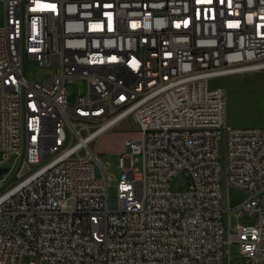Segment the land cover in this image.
<instances>
[{"label":"built area","instance_id":"built-area-1","mask_svg":"<svg viewBox=\"0 0 264 264\" xmlns=\"http://www.w3.org/2000/svg\"><path fill=\"white\" fill-rule=\"evenodd\" d=\"M2 10L0 166L11 167L0 264H264V127L225 124L211 83L264 74V0H0ZM28 63L47 74L30 78ZM128 120L138 133L118 160L112 209L97 144ZM225 187L245 200L225 208ZM233 211L258 219L231 235Z\"/></svg>","mask_w":264,"mask_h":264},{"label":"rangeland","instance_id":"rangeland-1","mask_svg":"<svg viewBox=\"0 0 264 264\" xmlns=\"http://www.w3.org/2000/svg\"><path fill=\"white\" fill-rule=\"evenodd\" d=\"M0 23L3 20V10L0 15ZM26 73L30 78L41 79L47 72L35 68L31 63L26 65ZM241 78L224 77L213 80V86L221 87L225 94L224 122L233 127H264V74L252 73ZM85 83L79 82L68 86L70 100H73L78 91L85 90ZM137 127L133 120L122 123L116 130L108 132L99 140L97 151L100 154L102 164L107 168L108 174L113 178L110 186V206L114 209L117 205V184L121 171L118 167V160L122 153H130V148L125 145L127 139L137 137ZM13 161L15 156H12ZM10 158V159H11ZM3 161L0 152V162ZM11 162V161H10ZM136 168H141V157L135 156ZM11 167V166H10ZM18 167V166H17ZM16 169V168H15ZM14 169V171H15ZM8 172V171H7ZM0 174V178L7 173ZM188 173H183L173 182L175 191H183L188 183ZM245 195L241 192L230 191L224 188L223 204L227 208L229 205L238 206ZM258 219L256 214H250L247 211L225 212L224 224L230 227V234H235L237 224H255ZM239 255V246L233 244L231 248V257L236 259ZM32 258L25 257L24 264H29ZM228 262V255L225 257V264Z\"/></svg>","mask_w":264,"mask_h":264},{"label":"water","instance_id":"water-1","mask_svg":"<svg viewBox=\"0 0 264 264\" xmlns=\"http://www.w3.org/2000/svg\"><path fill=\"white\" fill-rule=\"evenodd\" d=\"M10 161L14 162L13 158H11ZM19 169H20V165L18 166V168H17V170L15 172V175L13 176V178L11 179L10 182L16 181V179H17L16 174L19 171ZM9 170H10V165L9 164H5V165L0 166V174L3 173V172H7Z\"/></svg>","mask_w":264,"mask_h":264},{"label":"crops","instance_id":"crops-1","mask_svg":"<svg viewBox=\"0 0 264 264\" xmlns=\"http://www.w3.org/2000/svg\"><path fill=\"white\" fill-rule=\"evenodd\" d=\"M244 76H247L246 74H243V75H233V76H229V77H234V78H241V77H244ZM237 192V191H235Z\"/></svg>","mask_w":264,"mask_h":264},{"label":"bare ground","instance_id":"bare-ground-1","mask_svg":"<svg viewBox=\"0 0 264 264\" xmlns=\"http://www.w3.org/2000/svg\"><path fill=\"white\" fill-rule=\"evenodd\" d=\"M224 109H225V107H224Z\"/></svg>","mask_w":264,"mask_h":264}]
</instances>
